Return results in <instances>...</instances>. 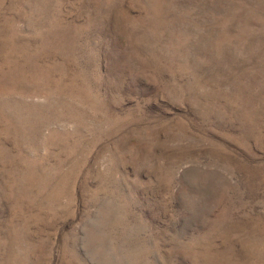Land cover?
<instances>
[{"label": "rangeland", "instance_id": "rangeland-1", "mask_svg": "<svg viewBox=\"0 0 264 264\" xmlns=\"http://www.w3.org/2000/svg\"><path fill=\"white\" fill-rule=\"evenodd\" d=\"M0 264H264V0H0Z\"/></svg>", "mask_w": 264, "mask_h": 264}]
</instances>
